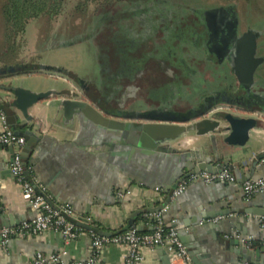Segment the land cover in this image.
<instances>
[{"label": "water", "instance_id": "water-1", "mask_svg": "<svg viewBox=\"0 0 264 264\" xmlns=\"http://www.w3.org/2000/svg\"><path fill=\"white\" fill-rule=\"evenodd\" d=\"M134 1L141 2L142 0ZM133 3L128 8L123 7L124 11L127 13L135 11L136 8L132 7ZM140 5L142 10L131 14L137 18L141 17L140 21L138 20V29H145L143 30L145 32L151 33L152 31L162 35L159 36V39L150 38L146 40L145 45L139 47L138 50L131 43H124L123 47L128 59L127 67L131 80L130 68L132 59L136 55L139 57L154 56L160 60L158 61L159 67L169 70L171 63L168 61L170 57L166 53L167 50L181 49L172 57L182 58L178 54L182 51L184 56L188 58V64L189 60L193 59L192 55L195 51H200L201 53L198 54L201 58L197 57V59L207 64L215 58V42L221 36L220 40L223 41L227 38L229 40L237 38L238 16L234 7L210 10L197 9L184 14L182 6L169 0H144L143 5L142 3ZM122 10L120 14H123ZM257 35L256 31H250L238 38L239 52L234 68L238 81L246 89L252 90L253 96L264 107V87L254 84L253 80L255 70L263 63V60L254 58ZM155 42L162 43L155 45ZM180 43L182 44L181 48L175 49ZM213 62L216 65L215 61ZM48 69L50 68L46 67L44 70ZM36 71L32 63L0 67V80L6 83V86H0V89L13 97L15 108L27 119H29L28 110L32 106L45 103L46 118L50 122L52 132L65 139L66 142L61 145L57 144L54 139L50 140V138L40 140L34 137L30 131L21 132L15 127L14 117H9L7 122H9L13 133L27 141L26 147L21 150V153L27 155L28 148L31 146L44 147L48 139L53 144L55 143L56 150L60 149L61 146L78 147L82 144L81 123L87 120L92 127H96L98 131L106 134L101 145L107 150L98 154L100 159L107 162L111 169L124 173L125 176L148 188L160 190L167 196V201L163 206L151 210L150 213L159 212L166 207L172 200L169 197V191L174 190L184 178L191 174L200 172L217 174L222 169L228 168L234 173L235 178L243 184L245 181L253 179L252 177L260 171L259 163L261 161L263 162L262 171L264 173V150L251 156L245 148L250 131L258 128L261 122L252 117L239 116L242 114L240 111L222 112L211 108L199 115L180 117L177 112L181 109L169 107L173 114L178 117L176 123L154 119H146L140 122L133 118L116 116L101 111L90 100L72 96L70 90H67L65 86L58 85L56 88L45 92H34L21 87L19 77ZM156 90L157 88L134 89L135 92L141 91L146 95L154 93ZM161 97L166 96L162 95ZM188 108L191 106L186 107V109ZM258 113L262 114V118H264V111H258ZM75 119L79 123L78 131H75L73 127ZM68 123L70 125L66 126ZM188 134L200 139L195 151L180 152L172 148L174 143ZM7 149L12 155L13 148L9 146ZM245 161H248V167L243 171L242 166ZM23 166L26 168L24 162ZM25 173L28 177L27 172ZM211 185L207 188H210ZM140 213L138 211L135 215ZM208 217V215L203 214L194 216L189 222L184 221V226L188 227L190 224L197 226L203 220L206 223ZM68 220L82 230L102 237L110 236L109 233L90 226L85 218L80 217L77 221L71 218ZM2 226L11 227L12 224H4L0 218V227ZM178 237L181 241L184 240V230L178 232ZM236 242L238 243L237 240ZM192 249L193 247L190 246L188 250L192 263L201 264L203 257L194 254ZM156 250L162 258V264H171L170 256H166L162 248L158 247ZM242 258L250 263L264 264V247L253 252H242Z\"/></svg>", "mask_w": 264, "mask_h": 264}, {"label": "crops", "instance_id": "crops-1", "mask_svg": "<svg viewBox=\"0 0 264 264\" xmlns=\"http://www.w3.org/2000/svg\"><path fill=\"white\" fill-rule=\"evenodd\" d=\"M37 62L33 64L36 66ZM36 70L34 73L19 77L21 87L34 92H45L57 87V85H52L47 88L32 89L30 85L24 83L26 79L24 77L32 76L39 77L41 83L51 79L60 81L61 86L67 85L65 77L51 76L46 71L37 68ZM67 71L83 84H87V81L77 74ZM0 86H6L5 81L0 80ZM83 93L81 96L85 98ZM90 102L97 106L96 103ZM0 109L5 112L7 118L14 117L15 127L21 132L30 131L40 140L50 138L61 145L66 142L65 139L52 132L50 122L46 118L45 103L32 106L28 110L29 119H27L15 108L13 97L0 89ZM99 109L103 111L101 107ZM259 121L261 125L250 131L248 142L245 145L251 156L264 150V118ZM69 125L70 123L66 126ZM73 127L75 131L79 130L78 120H74ZM80 130L82 144L78 147L61 146L56 150L55 143L53 144L48 139L44 147L31 146L28 148L27 155L21 153L22 161L29 169V176L36 178L46 187L50 203L54 207L71 206L77 218H85L89 225L90 222L97 224L110 236L128 222L133 223L132 226L140 231L150 232L151 229L144 226L142 217L151 210L163 206L167 201V196L160 190L148 188L125 176L124 173L111 169L107 162L98 157V154L107 150L101 145L106 134L92 127L87 120L82 121ZM199 140L194 135L188 134L174 143L172 148L180 152L195 151ZM26 144L25 140L24 147ZM8 158V149H0V201L2 205L0 218L4 224L11 223V227H14L30 221L35 213L28 206L8 169ZM247 162L245 161L242 166L243 171L248 167ZM261 162L259 163L261 169L252 177L253 179L264 177L263 162L262 164ZM238 180L235 178L234 183L214 182L216 184L212 183V185L191 184L182 195L171 200L164 207L166 210L165 223L175 228L177 233L184 230V240H179L187 252L192 246L194 254L203 257L201 264H261L245 261L242 258V252H253L264 247L260 244L262 234H260L258 224V219L264 217L259 216L264 215V195H256L246 200L242 192V183ZM210 185L211 187L207 188ZM122 191H128L129 195L120 199L118 193ZM172 191H169V197ZM138 211L141 213L135 215ZM200 214L209 216L206 223L203 220L197 226L191 224L188 227L184 226V221L189 222L194 216ZM132 220L134 222H131ZM83 231L84 233L76 241L69 244H64L59 234L53 230L46 231L38 238H14L6 247L0 248V264H29L37 252L43 255L59 254L62 264L84 262L89 257L92 240L90 232ZM243 236L255 238V246L246 249L239 242L237 243L236 237ZM162 251L169 256L166 248H162ZM158 253L156 249L143 250V261L140 264H162V258ZM125 256V248L106 245L99 255V263L123 264Z\"/></svg>", "mask_w": 264, "mask_h": 264}, {"label": "rangeland", "instance_id": "rangeland-1", "mask_svg": "<svg viewBox=\"0 0 264 264\" xmlns=\"http://www.w3.org/2000/svg\"><path fill=\"white\" fill-rule=\"evenodd\" d=\"M5 1L6 0H0V49L3 46L1 8ZM169 1L182 6L183 12L184 0ZM198 1L200 2L201 7L194 8L191 11L197 9L210 10L221 7H234L238 16V22L241 23L242 31H245L247 27H251L253 31L264 35V0H250L249 2L246 0ZM79 2L80 0H64L63 12L52 25H49L47 19L44 17L31 21L26 27L24 39L20 41L22 43L20 53H17V56H15L17 58H14L15 60H13V58L11 60L12 55H9V57H7L9 60L6 62L9 63L7 66L20 63L21 61L24 64H33L38 61L36 67L42 71H45L44 69L46 67L65 68L87 81V84H73L70 79L65 77L67 80L65 88L69 90V87H71L72 90L70 89V92L71 94H76V97H82V89L84 88L86 89V93L93 98V102L96 103L97 107H101V109L106 113L116 116L130 114L133 119L140 122L146 119H153V115L149 113L145 106H143L144 103L131 100V98L124 95L123 86L121 87L120 85V77H116L113 73V69L111 67L112 62L109 60V47H111V28L109 26L111 25L101 27L99 24L93 23V16L96 7L89 5L84 10L80 8L77 9L76 6ZM133 2L137 1L133 0ZM133 2L128 0V4L124 8H128V6H130ZM143 2L144 0L141 1L142 5ZM132 7L139 8L137 5H133ZM122 9L123 7L115 9V14L121 15L123 20H129L133 11L127 13L124 9ZM121 10L123 14H120ZM135 12L136 9L134 13ZM189 12L183 13L188 14ZM135 18V20H137V17ZM117 23L114 22V24ZM135 24L136 29L138 30H136L135 33H148L143 31L145 29H138V20ZM159 38V36H155L152 39L155 40ZM161 43L162 42H155V45H159ZM181 45V43L178 44L175 49L181 48ZM262 49L264 51V36ZM180 50L181 49L167 50L166 53L168 54V57H172ZM198 53L201 52L195 51L192 55L193 59L189 60V64L187 63L188 58L184 56L183 52L181 51L178 53L187 65L196 67L197 70L194 68L190 70V72L186 70L188 74L185 77L187 80V87H183L176 97H169L168 94H165L166 97L156 98L160 101V103L168 108L177 107V109H182V111L187 110L186 107L191 106L196 101H199L204 93L216 87V81L211 83L208 81L204 82L203 80L213 69L217 68L216 65L213 61L207 64L203 61H199L197 57H201ZM262 53L264 55V52ZM110 58L112 60V57ZM173 59L177 60V65H179L180 59L178 57H173ZM149 65L156 67L155 72L161 74L164 73V70H161L159 67L158 61H151L149 62ZM0 67L2 66L0 65ZM221 70L222 69L218 71L221 72ZM168 71L172 72L170 69ZM50 75L62 78L64 77L60 74H53L52 72ZM24 78H26L24 83L30 85L32 89L36 87L47 88L52 85H62L60 81H54L51 79L45 80L41 83V80L38 79L39 77L32 76ZM90 87L93 88V91Z\"/></svg>", "mask_w": 264, "mask_h": 264}, {"label": "built area", "instance_id": "built-area-1", "mask_svg": "<svg viewBox=\"0 0 264 264\" xmlns=\"http://www.w3.org/2000/svg\"><path fill=\"white\" fill-rule=\"evenodd\" d=\"M6 120L5 112L0 109V122L2 125L0 129V149H7L9 146L13 148V153L12 155L9 154L7 160L8 169L35 215L30 221L20 223L17 226L0 227V248L6 247L10 240L14 238H38L49 230L59 234L64 244L76 241L84 231L76 227L68 218L76 221L79 218L76 217L74 210L69 205L54 207L50 203L46 187L38 182L36 178L29 176V169L24 168L21 158V150L25 146V139L15 135L8 127ZM25 172H27L28 177ZM214 182L234 183L235 176L227 168L222 169L217 174L204 172L191 174L176 186L170 198L173 200L179 197L191 184L209 185ZM242 192L246 200L256 195H264V177L245 181L242 184ZM128 195V191H122L118 193V198L123 199ZM1 212L2 205L0 201V215ZM165 212L166 210L163 208L159 212L143 215L144 226L151 229L148 233H140L135 226H131L122 234L109 237L98 236L90 232L92 242L89 257L84 262H74L73 264H100L99 255L106 245L126 249L123 264H140L143 261V250L153 251L158 247L167 249L171 264H193L187 249L179 240L177 230L165 223ZM258 224L260 234H262L260 244L264 245V217L258 219ZM236 239L246 249L253 248L256 243L255 238L252 236L236 237ZM29 264H62V260L59 254L43 255L37 252Z\"/></svg>", "mask_w": 264, "mask_h": 264}, {"label": "flooded vegetation", "instance_id": "flooded-vegetation-1", "mask_svg": "<svg viewBox=\"0 0 264 264\" xmlns=\"http://www.w3.org/2000/svg\"><path fill=\"white\" fill-rule=\"evenodd\" d=\"M127 4L128 3L125 2L119 6V8L126 7ZM140 4L141 2L139 1L134 2L133 5L139 6V8H136V12L142 10V6ZM199 7H201V4L198 0H184L183 12L186 13L194 8ZM119 19L120 20L117 24V29L120 33L116 42L117 47L114 54H110L112 60L110 57L109 60L112 62L111 67L113 69L114 75L116 77H120V85L121 87L123 86L124 95L128 98H131V100L144 103L143 106H145L149 113L153 115L152 118L154 120L170 121L172 123H176L178 117L173 114L170 108L160 103V101H158L156 98H160L165 94H168L169 97H176L183 87H187V80L185 77L188 74L186 70H188V72H190V70L193 68L197 70L196 67L187 65L183 58H179V65H176L177 60L173 59V57H170L168 58V61L171 63L170 70H172V72L164 70L162 67H160L161 70H164V73L161 74L155 72V66L148 64V62L160 60H157L154 56L139 57V55H136L132 59V66L130 68V72H132L131 80L127 67L128 59L126 57V51L123 47L124 43H131L134 48L138 50L139 47L145 45L146 40L154 38L155 36H160V34L153 33L152 31L149 34L135 33L137 30L135 23L137 20L140 21L141 17H138L137 20H135L136 18L132 15L129 20H123L122 16H119ZM250 31H253L251 27H247L245 31H242L241 23L238 22L237 38H234L233 40H229V38H227V40L223 41L220 40L222 38L221 36V38L215 42L216 54L214 53L215 58H213V61H215L216 67L218 69H213L208 74V76H205L203 80L204 82L208 81L211 83L216 81V87L204 93L199 101H196L191 105V108L183 111L182 109L179 110L177 113L180 115V117L199 115L204 111L215 108L216 110L222 112H233L237 110L242 113L241 115H239V113V116L252 117L256 121L261 120L263 116L262 114L258 113V111H264L262 103L253 96L252 90L246 89L242 86V84L237 79L234 68L236 64V57L239 52L237 40L242 35L249 33ZM257 34L254 58L263 60V63L255 70L253 74V80L254 84L264 87V55L262 53L264 52L262 49L264 35L259 32H257ZM246 63L248 64V62H245V64ZM220 69H222L221 72L218 71ZM72 82L73 84L77 83L73 80ZM135 88L138 90L143 88H157V90L154 93L146 95L141 93V91L135 92ZM90 89L93 91V88L90 87ZM83 90L84 97L93 102V98H91V96L86 93V89L83 88ZM72 96L76 97V94H72ZM118 116L132 118L130 114Z\"/></svg>", "mask_w": 264, "mask_h": 264}, {"label": "trees", "instance_id": "trees-1", "mask_svg": "<svg viewBox=\"0 0 264 264\" xmlns=\"http://www.w3.org/2000/svg\"><path fill=\"white\" fill-rule=\"evenodd\" d=\"M128 0H80L77 4V9L80 8L84 10L87 6L93 5L96 7L94 12V22L99 24L101 27L109 26L111 28V47H109L110 54H114L117 47V38L119 37V30L117 29V24L119 23V16L115 14V9L119 8L123 3ZM249 2L250 0H246ZM64 0H6L1 8V18H2V27H3V46L0 49V65L7 66L6 63L9 59V55H12L11 60L17 58V53H20L22 47V41L26 33V27L31 21H34L38 18L44 17L47 19L49 25L54 24L57 18L63 12ZM117 23V24H114ZM113 28V30H112ZM25 42V40H24ZM65 46V45H61ZM14 56V57H13ZM16 63L13 65H23ZM37 68L36 66H34ZM48 73L60 74L64 77H67L70 80H73L81 84V81L78 80L72 73L64 70L62 68H50L45 70ZM134 219V218H132ZM131 222H134L132 220ZM142 222L144 219L142 218ZM94 228L101 230L100 226L90 222ZM133 223H127L126 225L120 227L115 233L112 234L118 235L124 233L128 230ZM140 233H145V231H140Z\"/></svg>", "mask_w": 264, "mask_h": 264}]
</instances>
